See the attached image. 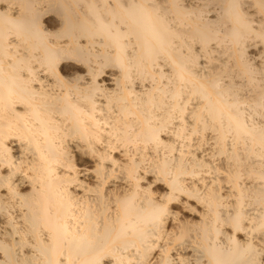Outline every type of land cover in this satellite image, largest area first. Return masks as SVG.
<instances>
[{
  "label": "clouds",
  "instance_id": "obj_1",
  "mask_svg": "<svg viewBox=\"0 0 264 264\" xmlns=\"http://www.w3.org/2000/svg\"><path fill=\"white\" fill-rule=\"evenodd\" d=\"M0 264H264V0H0Z\"/></svg>",
  "mask_w": 264,
  "mask_h": 264
},
{
  "label": "bare ground",
  "instance_id": "obj_2",
  "mask_svg": "<svg viewBox=\"0 0 264 264\" xmlns=\"http://www.w3.org/2000/svg\"><path fill=\"white\" fill-rule=\"evenodd\" d=\"M63 67V66H62ZM72 70L74 71H79V72H82L83 70L82 69H79V68H73ZM64 74H67V72H65Z\"/></svg>",
  "mask_w": 264,
  "mask_h": 264
}]
</instances>
